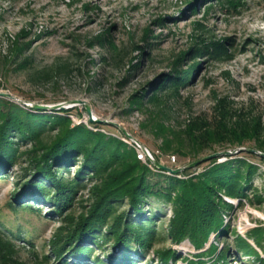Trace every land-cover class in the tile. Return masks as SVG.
<instances>
[{
	"label": "rangeland",
	"instance_id": "rangeland-1",
	"mask_svg": "<svg viewBox=\"0 0 264 264\" xmlns=\"http://www.w3.org/2000/svg\"><path fill=\"white\" fill-rule=\"evenodd\" d=\"M97 36L115 42L121 61H103V56H110L108 45H90ZM15 40L29 47L32 60L28 68L18 66L25 54L15 59L11 52ZM178 70H190L187 84L177 94L163 90L158 94L159 101L151 100V89L161 86L165 77ZM0 93L8 94L0 95L4 101L23 110L68 115L72 125L84 124L135 150L132 139L105 121L114 122L172 169L217 154L216 161L211 159L178 174L142 161L152 173L154 191L163 194L169 190L170 178L196 177L213 163L234 158L247 162L251 171L242 168L241 179L246 195L237 198L220 192L232 205L222 211L223 226L228 229L219 234L212 230L200 248L188 238L176 242L170 236L176 194L172 192L171 199L149 196L142 208L145 223L138 229L145 236L153 234L152 245L139 251V244L132 239L130 264H162L158 252L168 248L177 253L168 264H261L256 256L244 254L235 240L242 236L264 259V152L255 149L254 141L246 140L241 147L216 144L196 157L181 156L165 142L173 139V134L184 136L181 131L196 116L212 120L224 98L234 101L237 108L262 110L264 0H0ZM73 100L86 101L92 114L82 104L66 113L29 105ZM0 109L6 111L8 106L0 104ZM48 127L44 133L47 139L55 134ZM9 135L22 154L28 145L21 144V137L14 132ZM18 159L26 165L24 156ZM76 160L79 163H70L69 167L55 165L56 176L65 181L74 178L83 158ZM38 176L42 182H49ZM35 179L33 175L23 176L18 166L0 167V264L3 255L7 264H62L54 253L57 231L65 226L66 214L78 218L83 207L92 202L88 189L96 182L92 175L86 176V188L77 191L73 206L63 215L51 200L55 188L46 191L47 198L25 192L26 184ZM117 206L115 214L129 211L127 200ZM108 230L97 233L95 243L88 242L93 250L85 264H101L97 258L113 264L110 256L120 254L114 245L115 236ZM212 244L217 247L215 254L208 252ZM224 251L227 257L223 262L217 256ZM64 259L77 264L71 253Z\"/></svg>",
	"mask_w": 264,
	"mask_h": 264
},
{
	"label": "trees",
	"instance_id": "trees-1",
	"mask_svg": "<svg viewBox=\"0 0 264 264\" xmlns=\"http://www.w3.org/2000/svg\"><path fill=\"white\" fill-rule=\"evenodd\" d=\"M95 44L108 45L110 56L108 58L103 56V61L107 64H110L111 60L116 63L121 61L120 54H117L118 48L111 38L97 36L90 45ZM12 46L11 52L15 59L25 54L18 64L19 69L28 68L32 60V55L29 56V47L19 40L13 41ZM178 65L181 66V60ZM176 72L165 77L161 86L151 89V100L159 101L158 94L163 90L171 93L174 91L177 94L179 89L187 84V74L190 70ZM0 99V104L8 106L6 111L0 109V167L15 165L20 168L23 176L36 177L34 183L32 181L26 184L25 192L30 190L29 193L47 198L46 191L55 188L56 193L51 200L56 211L63 215L73 206L77 191L86 188V176L92 175L96 180L88 188L92 202L83 207L84 211L78 218L73 214H66L65 226L57 231L54 253L62 264H70L64 259L67 253L73 254L77 264L87 263L93 250L90 243H95L98 238L96 234L107 228L108 234L115 236L114 245L120 251L118 256H110L111 263H132L129 254L132 239L139 244V251L146 250L152 245L153 234L145 236L138 229L145 223V219H142V208L147 198L151 195H165L164 197L171 199L172 192L176 196L172 202L173 217L169 220L170 236L176 242L188 238L195 247L200 248L212 230H217L219 234L229 227L223 226L222 211L224 207L232 205L223 200L220 192L237 198L246 195V188L241 180L244 178L242 168H247L250 173L251 165L239 158L220 164L213 163L210 169L196 177L170 178L169 190L163 194L154 191V186L150 183L152 173L149 167L138 159L135 150L124 142L94 132L84 124L72 125L68 115L35 114L23 110L15 103ZM234 104L235 102L228 98L220 100L212 120L202 116L192 118L181 131L184 136L173 134V139H166V146L181 156L196 157L216 144L241 147L245 146L246 140H250L255 142V149L264 152V107L262 110H255L237 108ZM72 109L74 108L58 111L66 113ZM48 125L50 130L55 131L49 139L44 137ZM11 132L21 137V144L28 145L22 154L14 145L9 135ZM186 143L189 144L190 150H187ZM19 155L26 158L25 166L19 161ZM80 156L83 160L80 161L74 178L65 181L56 176L55 165L62 164L66 167H69L70 163L76 165L79 163L76 159ZM214 160L216 161V158L211 161ZM189 170L186 169L184 172ZM38 175L44 176L49 182H42ZM245 181L247 182L246 178ZM125 200L128 202L129 211L115 214L117 205ZM111 219L112 223L109 224ZM129 231L133 232V236ZM235 241L244 254L249 257L256 256V259L264 264V259L245 238L238 236ZM216 249L217 247L212 244L208 252L215 254ZM158 253L162 264H168L177 258L176 251L171 248L162 249ZM226 257L224 251L217 259L224 262ZM1 260V264H7L5 255ZM96 262L105 264L99 258Z\"/></svg>",
	"mask_w": 264,
	"mask_h": 264
},
{
	"label": "water",
	"instance_id": "water-1",
	"mask_svg": "<svg viewBox=\"0 0 264 264\" xmlns=\"http://www.w3.org/2000/svg\"><path fill=\"white\" fill-rule=\"evenodd\" d=\"M4 95V96H7L8 94L6 93H0V95ZM77 104H82L87 112L91 115L92 114V111H91V106L84 100H73V101H70V102H66V103H59V104H55V105H49V104H40V103H30V106L34 107V108H37V109H43V110H46V109H51V110H56V109H67V108H70V107H73ZM95 119L93 117H91V121H94ZM98 121H101V120H98ZM106 123H108L109 125H112V126H117L119 127V129L122 131V133L127 137V138H130L132 139L134 142L138 143L141 145V147L143 148L144 151L147 152V147L142 144L136 137L132 136L124 127L114 123V122H111V121H105ZM242 149H245V148H242ZM250 151H253L255 152V150H252V149H249ZM226 153H229L228 151ZM262 155H264V153H261ZM216 153L215 154H212V155H208V156H205L201 159H198L194 162H192L191 164H189L188 166L186 167H182V168H178V169H172V168H169L168 166L162 164L161 162L157 161L155 158H152L150 157V155H148L153 163L154 166H156L158 169H161V170H166V171H170L172 173H175V174H178L182 171H185L186 169H192V168H195L197 166H199L201 163L203 162H206V161H210L211 159H213L214 157H216Z\"/></svg>",
	"mask_w": 264,
	"mask_h": 264
},
{
	"label": "built area",
	"instance_id": "built-area-1",
	"mask_svg": "<svg viewBox=\"0 0 264 264\" xmlns=\"http://www.w3.org/2000/svg\"><path fill=\"white\" fill-rule=\"evenodd\" d=\"M134 147H135V150L137 152L138 159H140L141 161H143L147 164L154 166L150 157L155 158V156L151 153V151L149 150L148 147H147V152L144 151L143 148L141 147V145L136 143V142H134ZM148 155H150V157ZM172 159L175 161V156H172ZM154 167H156V166H154Z\"/></svg>",
	"mask_w": 264,
	"mask_h": 264
}]
</instances>
